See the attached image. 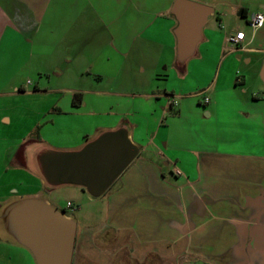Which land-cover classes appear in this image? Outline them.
<instances>
[{"label":"crops","instance_id":"1","mask_svg":"<svg viewBox=\"0 0 264 264\" xmlns=\"http://www.w3.org/2000/svg\"><path fill=\"white\" fill-rule=\"evenodd\" d=\"M177 1L0 0V95L16 96L31 85L22 79L13 85L14 74L8 72L9 68L24 69L28 67L27 60L33 57L51 59L61 43L67 49L84 41L90 46L102 45L103 56L95 58L110 65L113 56L126 58L136 46L141 53H148L147 64L153 69L152 77L156 76L152 82H142L143 87L151 90L138 94L143 100L154 103L165 96L167 103L162 112L171 111L175 115L170 119L173 121L183 118L185 105L197 116L202 114L200 105H203L205 116L199 115L198 119L213 118L225 127L226 120L221 119L220 114L228 110L216 100V85L212 82L198 85L193 90L198 92H187L190 98L183 99L175 108V100L185 95L182 88H178V97L174 91L167 92L165 84V88L160 89L156 84L160 76L157 73L164 67L174 80L185 82L191 62L215 59L225 48L229 50L227 37L241 32L226 22L227 11L240 15L249 25L254 14L264 15V0H188L208 8V17L188 53L179 49L180 23L174 11ZM263 26L264 23L259 29ZM218 35L223 45L215 39ZM253 36L254 33L245 44V40L242 42V50L238 53L252 51L248 45ZM232 49L229 51L238 54ZM142 69L143 73L145 67ZM260 74L264 82V67ZM9 83L13 86L2 91L10 87ZM81 92L84 93L81 104L69 105L75 112H70L65 103L55 104L51 123L46 124L47 131L29 139L25 154H18L19 150L13 154L15 168L35 176L38 187L31 194H14L1 199L0 215L8 203L32 197H41L64 212L76 224L71 264H264V115L255 120L246 114L245 131H251L248 142L240 137L233 141L224 139L226 131L220 127L214 132L213 142L202 136L197 140L199 134L188 137L186 130L178 131L177 138L166 137L157 143L156 139L168 134L170 128L162 121V112L155 111V106H151L153 110L143 119L134 116L136 124L129 118L132 116L128 110L115 111L114 105L104 106L99 98L114 97L112 91ZM202 92L204 95H200ZM85 95L93 98L85 99ZM199 96L201 99L207 97L208 103L193 101ZM189 100L192 101L187 103ZM171 101L174 103L170 104ZM83 106L88 109L83 110ZM130 106L131 103L127 107ZM68 114L71 115V129L55 121ZM137 129L144 134L150 133L151 137L144 139L139 135L135 140ZM118 130L126 132L139 152L103 195L93 197L84 188L72 185L47 189L39 174L37 154L75 152L103 133ZM39 141L42 144L36 145ZM20 144L14 149L23 147L24 141ZM29 151L32 167L26 163ZM174 170L181 174L174 175ZM64 187L80 188L87 199L94 201L90 205V220L84 215L68 214L67 210L76 214L81 211L75 207L74 211L71 202H67L70 208L66 203L60 209L52 201L56 198L44 193L51 194ZM0 236L12 241L9 246L18 252L16 258L19 259V255L23 264H36L32 253L9 238L2 225Z\"/></svg>","mask_w":264,"mask_h":264},{"label":"rangeland","instance_id":"2","mask_svg":"<svg viewBox=\"0 0 264 264\" xmlns=\"http://www.w3.org/2000/svg\"><path fill=\"white\" fill-rule=\"evenodd\" d=\"M227 14L229 16L225 18L226 22L234 25L235 30L240 29L245 34L244 44L250 40L254 33L248 45L252 49L251 52L240 54L235 51L241 55L238 58V54L229 51L232 46L228 45L229 50L225 48L215 59H198L191 62L190 73L185 82L179 83L174 80L172 74L164 70V67L157 73L160 76L156 82L160 89H164L165 84L167 92L174 91L176 96L179 95V86L182 88L185 95L175 100V102L177 101L175 108L182 104L183 99L190 98L186 94L187 92L195 90L198 85L212 82L217 87L216 100L219 99V102L228 110L226 113L221 112L220 114V118L226 120L225 127L219 123V120L213 121V118L208 121L199 120V115L205 116L203 105H200L202 114H198V116L185 105L183 118L180 121H173L170 119L175 115L171 111L162 112L163 106L167 103L165 96L158 98L154 103L143 100L138 94L151 92V90L143 87L142 82H152L156 76L152 77L153 69L149 68L147 64L148 53H141L136 49V46L126 58L113 56L110 65L103 59L96 60L95 58L103 56L101 54L102 45L93 44L90 46L84 41V43H76L67 49L66 45L61 43L51 59L41 60L33 57L27 60L28 67L24 69L20 67V70L15 71L14 68L13 70L9 68L8 72L13 71L14 74L13 85L20 79L24 82L29 81L31 85L24 88V93H19L16 96L0 95V200L14 194H31L36 190L38 180L26 171L16 169L14 166L16 163L12 160V156L17 150H19L18 154H25L29 139L40 135V132L47 131V125L51 123V114L56 110L55 104L62 106L65 103L70 112H75L69 108V105L73 101L74 94L80 93L83 97L82 90L112 91L114 97L102 96L99 98L105 104L104 106L106 104L114 105L113 110L115 111L126 112L128 110L132 116L129 118L136 124L138 122L134 116H137L136 119H143L145 114L151 112V106H155V111L162 112L160 114L162 121L170 128L168 134H163L162 137L159 136L156 139L157 143H160L162 138H177L178 131L186 130L188 137L199 134L196 137L197 140L202 136L207 141L213 142L215 140L214 132L218 131L220 127L226 131L224 139L233 141L240 137L246 139V142L250 141L251 131H245L246 125L243 124L247 121L245 117L249 115L252 119L257 120L264 115V82L260 74L264 67V26L254 31L240 15L230 11H227ZM215 39L223 45L221 35L216 36ZM215 52L217 53V49ZM92 63L95 64L94 67H92ZM143 67L145 70L142 73ZM10 84H8L9 88L4 87L2 91L10 89L13 86ZM35 88L38 91L34 92ZM26 91H30V93ZM193 92H198V90ZM219 92H221V97H219ZM209 96L211 97L210 93ZM90 98L92 99L93 96L85 95V99L91 100ZM201 98L199 96L193 101L202 102ZM191 101L189 100L187 103ZM129 103L132 106L127 107ZM116 104H121V106L117 107ZM82 108L85 110L88 109V106ZM73 109L75 110V108ZM83 110L81 113H84ZM70 117L71 115L68 114L63 118H55V121H59L71 129ZM65 121L69 122L65 123ZM258 131H260L259 128ZM139 135L144 139L151 137L150 133L144 134L137 129L134 135L135 140ZM22 141H24L23 147L14 149L17 145L19 147ZM37 144H42V142L39 141ZM44 193L47 196L55 197L56 200L52 198V201L60 209L64 208L67 202H71L73 210L75 207L76 210L81 211V213L77 211L76 214L67 210L68 214L72 216L74 214L84 215L88 220L92 218L90 205H93L94 201L87 199V195L80 188L64 187L51 194ZM2 224L3 220L0 218V225ZM11 242L0 236V264H23L19 255V259L16 258L18 252L9 246Z\"/></svg>","mask_w":264,"mask_h":264},{"label":"water","instance_id":"3","mask_svg":"<svg viewBox=\"0 0 264 264\" xmlns=\"http://www.w3.org/2000/svg\"><path fill=\"white\" fill-rule=\"evenodd\" d=\"M174 11L180 23L177 32L179 49L188 53L208 17V8L192 1L178 0ZM138 152L126 132L118 130L103 133L75 152L39 153L36 162L47 189L72 185L98 197L112 186ZM31 154V151L26 153L30 167ZM0 218L6 235L27 248L36 264H71L76 224L43 198L12 201L2 209Z\"/></svg>","mask_w":264,"mask_h":264},{"label":"built area","instance_id":"4","mask_svg":"<svg viewBox=\"0 0 264 264\" xmlns=\"http://www.w3.org/2000/svg\"><path fill=\"white\" fill-rule=\"evenodd\" d=\"M264 23V15L262 13H256L254 14L250 21H249V26L251 27V29H253L254 31H256L257 29H259ZM245 40V34L243 32H236L233 34H230L227 37V42L229 45L232 46V51H239L242 50L241 46L242 42ZM205 92L200 93V95H204ZM204 103H208V98L205 97L203 99ZM174 102L171 101L170 104H172ZM174 175H180L181 173L178 170H174L173 171ZM67 207H71L70 203H67Z\"/></svg>","mask_w":264,"mask_h":264},{"label":"trees","instance_id":"5","mask_svg":"<svg viewBox=\"0 0 264 264\" xmlns=\"http://www.w3.org/2000/svg\"><path fill=\"white\" fill-rule=\"evenodd\" d=\"M81 101H82V95L80 93L74 94L72 104L74 106H79L81 104Z\"/></svg>","mask_w":264,"mask_h":264}]
</instances>
